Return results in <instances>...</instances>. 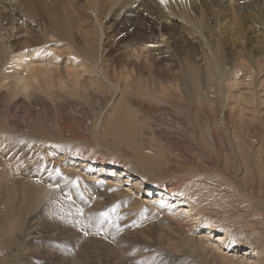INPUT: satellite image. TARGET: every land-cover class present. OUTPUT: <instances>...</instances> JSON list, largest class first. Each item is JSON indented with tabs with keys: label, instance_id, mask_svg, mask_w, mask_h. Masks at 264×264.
<instances>
[{
	"label": "bare ground",
	"instance_id": "bare-ground-1",
	"mask_svg": "<svg viewBox=\"0 0 264 264\" xmlns=\"http://www.w3.org/2000/svg\"><path fill=\"white\" fill-rule=\"evenodd\" d=\"M154 3L0 0V260L50 230L43 257L99 239L111 264H215L209 243L264 264V0ZM105 30L127 33L109 67ZM187 42L196 62L169 55ZM155 130L202 165L170 163Z\"/></svg>",
	"mask_w": 264,
	"mask_h": 264
},
{
	"label": "rangeland",
	"instance_id": "rangeland-1",
	"mask_svg": "<svg viewBox=\"0 0 264 264\" xmlns=\"http://www.w3.org/2000/svg\"><path fill=\"white\" fill-rule=\"evenodd\" d=\"M23 31L25 32L26 29L23 28ZM24 32H22V35L24 34L25 37H23V38H26L28 36V34H26V32L25 33ZM120 33L121 32H106V30H105V36H106V38H105L106 39L105 40V42H106L105 45H106V50H105V53L103 55V59H104L105 56H106L105 57L106 59H105V61H103V63H104L103 66L104 67H107V66L109 67V65H117V63H118L117 60L120 61L119 53H122L123 52V47L121 46L122 45L121 43H123V39L126 40V38H127L126 37L127 36V33H125V36L124 37H120L119 36ZM165 38L166 37H163L162 38L164 40V42H169L170 41V40L169 41L168 40L165 41ZM162 44H164V43H161V46H163ZM189 44L190 43L187 42L186 49L189 48V50H190L191 53H189V50H180L179 48H176L177 50H175V48H174V50H172L173 52L171 51V48L170 49H167V47H166L165 49H167L168 52H170L169 55H171L172 57L174 56L173 59H175V60H177V59L180 60L182 58V56H183V51H184V54H187V56H189V54H190L189 60L194 59V61L196 62V50H194V48L191 47V44L190 45ZM120 46L122 47V49L120 48ZM150 47H153V46H150ZM175 51L178 52V53H176ZM109 54H110V56H109ZM144 58L145 57H143L141 61H143ZM153 58L154 59H157V56L156 57L154 56ZM148 60H149V58H148ZM109 62H111V64ZM168 65L169 64H167V66ZM169 66L172 67L173 65L171 66V64H170ZM106 72H108L111 75H113V73L111 72V70L109 68L106 69ZM186 101L187 100H182L181 99V100L176 101L173 105H176V106L186 105ZM163 113H164V115L168 116V115H171L173 113V111L172 110H163ZM175 122H176V124L177 123H180L179 121L177 122V120L176 121L174 120V123ZM64 130H66V132H64L62 134H64V135H66V134L67 135H72V133H70L66 128H64ZM155 131L156 132L154 133V137L157 138V139H159L160 140V143L162 144V147L161 148H158V151L161 152L160 154H164V153L167 154L168 157L171 159L169 161L170 163H176V165L179 166V168H182L183 169L185 167L186 170H190V171L195 170V169L197 170V167L200 166V165H202L201 162H199L196 159L195 156H194L193 159L189 158V163L186 162V159H187L186 157L188 155L194 154V151H192L191 148H190V146H188L187 140L182 137L184 135L177 134V136H176V135L165 134V133H162L161 134V133H157L158 132L157 130H155ZM162 148H164L166 150H162ZM165 175H166V173H165ZM202 180H204L203 183H205L207 186L210 187L211 183L209 181H207L205 179H202ZM92 183L99 184V181H93ZM144 190L146 191V189H144ZM148 201L150 202V200H148ZM167 216L170 217L169 215H167ZM139 225L140 224H137V225H134L133 227H135V226L137 227L138 226L137 228L135 227V229H137L138 231H140L141 229H144V228H141V227H144V226H142L143 224L140 225V226ZM125 227L128 228L127 230L129 232L131 230H133L132 229L133 227L132 226H128V224ZM129 229H131V230H129ZM193 232L195 234V231H193ZM41 233L42 234H40V235H42L43 237H42V241L40 243L39 252L40 253L43 252V254H45L46 249H44L45 247H42V246H48L49 240L51 239V236H50L51 235V231L50 230H46L45 232H41ZM133 233H136V232H133ZM99 235H100L99 237H102L101 234H99ZM135 235L136 234H129L128 236H131L132 237V236H135ZM90 240H93V241H90ZM98 241H99V239H89V240H85L83 242V247L82 248H79L78 250L71 245V247L69 248V252H67L65 254L60 253V251H57V250H54L53 249V251H51V253L49 255L44 256V257H43V254H40L38 256L34 255V251L33 250H30V249L28 251H26L24 254L19 255L18 253H20V250L22 248H18V249L13 250V253H14V256L15 257H9V256L2 255L1 260H0V264H32V263L33 264H111L112 258H114V256H111V254H110V249H111L110 246H107L103 242H98ZM144 245H145L144 242H140L139 241V243H138L137 246H138V248H140V250H142V249L149 250ZM148 245H150V244H148ZM204 245L207 248L204 250L205 252H203L202 254H203V256H205V258L207 259V261H209L210 263H212L213 261L215 262V264H220L222 262H223L222 264L225 263L224 260L223 261H222V259L220 260V258L218 257V254L220 256L221 255H226V256L228 255V257L231 256L232 259H235V261H237L236 262L237 264H245V262L246 263L248 262L244 258H242V259L241 258H238L236 260V258H237L236 256L237 255L233 254V252L230 251L229 249H227L228 251H224L223 248H221V246H220V250H217L210 243L207 244V245L206 244H204ZM243 246H245V245H243ZM247 246H245V247H247ZM53 247H55V245H53ZM209 247H210V249H209ZM245 247H241V249L243 250V249H245ZM249 247L252 250L254 248L253 246H249ZM211 248L214 249V250H212ZM74 249H76V250H74ZM210 250H211V252H210ZM217 251L219 253H217ZM223 252L224 253L226 252L227 254H224ZM135 254H136V252H134V254H132V256L135 255ZM231 254H233V255H231ZM238 254L239 255H243L242 253L241 254L238 253ZM243 256H245V255H243ZM200 258H199V262H201V259ZM203 259H204V257H203ZM176 260H174L171 264H180L181 261H179L180 259H179L178 256L176 257ZM244 260H245V262H244ZM256 263L257 262L254 260V264H256ZM114 264H116V262H114Z\"/></svg>",
	"mask_w": 264,
	"mask_h": 264
},
{
	"label": "snow or ice",
	"instance_id": "snow-or-ice-1",
	"mask_svg": "<svg viewBox=\"0 0 264 264\" xmlns=\"http://www.w3.org/2000/svg\"><path fill=\"white\" fill-rule=\"evenodd\" d=\"M162 2H164V0H162Z\"/></svg>",
	"mask_w": 264,
	"mask_h": 264
}]
</instances>
